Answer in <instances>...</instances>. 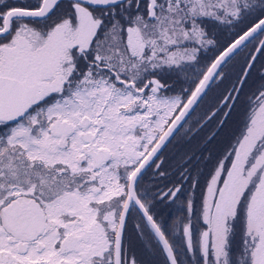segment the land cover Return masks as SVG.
I'll use <instances>...</instances> for the list:
<instances>
[{"label":"snow or ice","instance_id":"1","mask_svg":"<svg viewBox=\"0 0 264 264\" xmlns=\"http://www.w3.org/2000/svg\"><path fill=\"white\" fill-rule=\"evenodd\" d=\"M0 264H264V0H0Z\"/></svg>","mask_w":264,"mask_h":264},{"label":"rangeland","instance_id":"2","mask_svg":"<svg viewBox=\"0 0 264 264\" xmlns=\"http://www.w3.org/2000/svg\"><path fill=\"white\" fill-rule=\"evenodd\" d=\"M227 132H228V130L226 129L225 130V133H226V135H227ZM224 133V134H225ZM222 136V135H221ZM198 142H199V138H197V140H194V141H192V143L191 144H186V145H184V149H185V151H191V150H193V149H195L196 148V146H197V144H198ZM218 146V145H217ZM189 147V148H188ZM188 148V149H187ZM184 151V152H185ZM177 205H171V206H167V214H166V217H165V220H167V221H171V218H174L175 216H177L179 213H178V211H177ZM137 249H138V251L140 250L139 249V244L137 243ZM142 255H143V258L145 259V260H149V259H151V257L147 254V253H142Z\"/></svg>","mask_w":264,"mask_h":264},{"label":"flooded vegetation","instance_id":"3","mask_svg":"<svg viewBox=\"0 0 264 264\" xmlns=\"http://www.w3.org/2000/svg\"><path fill=\"white\" fill-rule=\"evenodd\" d=\"M184 149V145L179 148L170 146L169 150L165 153V155L169 158V163H172V160L175 158L174 154L182 153ZM156 211L165 219L167 214V205L159 206Z\"/></svg>","mask_w":264,"mask_h":264},{"label":"trees","instance_id":"4","mask_svg":"<svg viewBox=\"0 0 264 264\" xmlns=\"http://www.w3.org/2000/svg\"><path fill=\"white\" fill-rule=\"evenodd\" d=\"M221 135H222L221 137H222V139H223V138L226 136V133H225V134H224V133H222ZM188 148H189V147H188ZM188 148H187V149H188ZM184 151H185V149H183V151H182V152H184ZM139 249H140V248H139Z\"/></svg>","mask_w":264,"mask_h":264}]
</instances>
